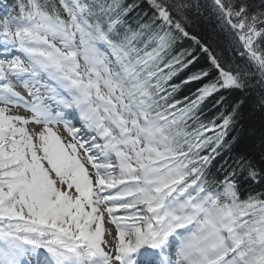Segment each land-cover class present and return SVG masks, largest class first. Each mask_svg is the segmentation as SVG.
I'll list each match as a JSON object with an SVG mask.
<instances>
[{
    "label": "snow or ice",
    "instance_id": "1",
    "mask_svg": "<svg viewBox=\"0 0 264 264\" xmlns=\"http://www.w3.org/2000/svg\"><path fill=\"white\" fill-rule=\"evenodd\" d=\"M0 5V264H264V167L210 171L244 100L219 125L199 116L257 74L264 88V0L207 5L254 70L189 33L194 0Z\"/></svg>",
    "mask_w": 264,
    "mask_h": 264
},
{
    "label": "trees",
    "instance_id": "2",
    "mask_svg": "<svg viewBox=\"0 0 264 264\" xmlns=\"http://www.w3.org/2000/svg\"><path fill=\"white\" fill-rule=\"evenodd\" d=\"M17 2L18 0H6L9 5H14ZM194 2H199L202 8L199 14L195 10L192 11V23L186 26L189 33L199 39L202 44L207 45L222 64H248L252 69L251 62L246 56L241 55L244 49L235 35V30L231 29L224 20L218 18L217 13L207 7V5H211L212 0H194ZM141 9L149 11L151 14L146 3L141 4ZM3 15L4 8L0 5V17ZM134 15L135 13H133ZM133 26L135 27V25ZM183 49H195L196 54L200 57L197 67H211L207 54L200 52L199 45H196L193 40L185 38L177 51ZM187 75V71L181 73L174 79V82L180 83ZM213 75H215L214 70ZM258 80L259 75L257 74L253 78L254 86L248 89L247 93L235 92L230 95L226 93L225 101L222 103H216L210 97L200 106V120L206 125L213 122L219 125L222 123L223 116L231 112L236 101L241 98L244 100L237 115L233 118L234 123L230 125L225 138V144L230 142V147L226 146L220 150V155L215 158L210 169L216 177H223L230 166H235L239 157L250 159L257 166L264 167V159H262L264 157V107L259 104L264 88H261L260 84L256 82ZM197 87L198 85L195 83L182 85L180 91L176 93L175 99L185 103L195 99ZM206 135L212 136L214 133L207 132ZM256 187L260 188V186Z\"/></svg>",
    "mask_w": 264,
    "mask_h": 264
},
{
    "label": "bare ground",
    "instance_id": "3",
    "mask_svg": "<svg viewBox=\"0 0 264 264\" xmlns=\"http://www.w3.org/2000/svg\"><path fill=\"white\" fill-rule=\"evenodd\" d=\"M22 114H23V113H22ZM60 134H61L62 136H64V137H66L67 139H69V138L67 137V133L63 131L62 126L60 127ZM112 191H115V190H112Z\"/></svg>",
    "mask_w": 264,
    "mask_h": 264
},
{
    "label": "rangeland",
    "instance_id": "4",
    "mask_svg": "<svg viewBox=\"0 0 264 264\" xmlns=\"http://www.w3.org/2000/svg\"><path fill=\"white\" fill-rule=\"evenodd\" d=\"M19 91L23 92V89H18Z\"/></svg>",
    "mask_w": 264,
    "mask_h": 264
}]
</instances>
